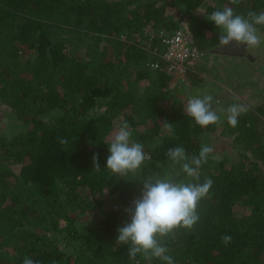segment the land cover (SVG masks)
<instances>
[{
	"label": "trees",
	"instance_id": "16d2710c",
	"mask_svg": "<svg viewBox=\"0 0 264 264\" xmlns=\"http://www.w3.org/2000/svg\"><path fill=\"white\" fill-rule=\"evenodd\" d=\"M225 6L246 16L264 11V0H0V264L26 256L34 264H136L117 243L118 229L130 222L126 210L143 181L165 174L213 180L194 227L163 238L175 264H264V98L246 103L235 127L223 113L201 127L187 115V100L215 101L220 86L211 81L209 94L175 87L177 73L147 65L161 60L146 45L147 27L172 31L183 18L205 57H236L221 51L236 44L219 48L220 30L207 19ZM257 28L260 48L264 25ZM156 46L163 52L158 37ZM188 74L199 85V72ZM125 121L150 158L119 176L106 168L108 143ZM202 144L214 151L199 181L166 157L177 146L198 156Z\"/></svg>",
	"mask_w": 264,
	"mask_h": 264
},
{
	"label": "clouds",
	"instance_id": "9594fccd",
	"mask_svg": "<svg viewBox=\"0 0 264 264\" xmlns=\"http://www.w3.org/2000/svg\"><path fill=\"white\" fill-rule=\"evenodd\" d=\"M239 0H231L237 4ZM207 19L214 22L220 34L218 47L223 48L230 43L237 47L246 46L247 49L257 47L262 43L258 35L257 25H264V11L259 13L249 11L247 15L236 14L232 7L225 6L222 10L213 11ZM238 99V98H237ZM214 97L211 95L193 96L187 100L185 111L201 127L217 124L221 121V113L226 115L230 126L238 124V118L249 108L242 103H233L227 109L213 108ZM168 125L170 123L165 122ZM132 132L127 121L121 124L109 144L110 155L107 157L106 168L114 175L126 176L135 173L146 159L150 157L144 150V145L130 138ZM61 143H67L61 140ZM214 151L213 146L202 144L199 155L189 158L184 147L169 148L166 157L177 164H181L182 171L188 177L199 181L198 171L203 163ZM94 169L99 171L101 166L97 155L93 156ZM213 185L211 178L203 183L176 180L171 175L147 177L143 181L140 198L133 201V206L126 211L130 215V222L118 229L117 243L128 245V255L139 264L137 255L146 260L158 258L166 264H175L174 258L168 255L169 249L163 243V238L179 228L192 229L199 221L197 212L199 202L207 196ZM229 235L222 236L225 245L231 242ZM22 264H34L25 257Z\"/></svg>",
	"mask_w": 264,
	"mask_h": 264
},
{
	"label": "rangeland",
	"instance_id": "374dc122",
	"mask_svg": "<svg viewBox=\"0 0 264 264\" xmlns=\"http://www.w3.org/2000/svg\"><path fill=\"white\" fill-rule=\"evenodd\" d=\"M245 55H247L248 59L245 58L246 63H242L246 65L249 63L252 64L253 67L246 69L241 72H238L239 68H242L239 63V60H235L233 58H225L222 54H216L215 57L208 56L203 59H198L195 61V70H197L202 78L199 85H195L193 79L188 78L186 81L176 80L174 82L175 87L179 85H183L188 88L196 86L195 89L191 88L197 93H208L213 88L211 81L218 84L220 86V90L217 92V100L214 101L215 107L222 109L228 108L229 105L236 103L237 98L239 101H244L243 103H254L258 99L264 98V46L258 48L252 47L246 49ZM243 55V56H245ZM250 58V59H249ZM227 59V60H226ZM243 59V58H241ZM247 59V60H246ZM244 61V59L242 60ZM239 63L237 68V73L229 76L227 73L235 67V64ZM227 76V77H225ZM244 82L243 84H241ZM237 84V85H236ZM262 85V86H261ZM215 87V86H214ZM240 103V102H238ZM3 109L0 108V119L3 117ZM0 126L3 125L0 123ZM216 148H223L222 145L215 146ZM226 148H229L228 146ZM234 154V151L232 152ZM235 155V154H234Z\"/></svg>",
	"mask_w": 264,
	"mask_h": 264
},
{
	"label": "built area",
	"instance_id": "2783aa9c",
	"mask_svg": "<svg viewBox=\"0 0 264 264\" xmlns=\"http://www.w3.org/2000/svg\"><path fill=\"white\" fill-rule=\"evenodd\" d=\"M147 28L146 45L151 52L161 57V60H149L147 65L153 69L166 68L175 72L181 81L190 78L188 73L195 69V61L203 59L206 53L194 42V34L187 19L183 18L179 22V26L172 31L166 28H152L150 25ZM155 37L161 39L164 45L163 52L157 46L151 47ZM162 60L165 61V66Z\"/></svg>",
	"mask_w": 264,
	"mask_h": 264
},
{
	"label": "water",
	"instance_id": "95a60500",
	"mask_svg": "<svg viewBox=\"0 0 264 264\" xmlns=\"http://www.w3.org/2000/svg\"><path fill=\"white\" fill-rule=\"evenodd\" d=\"M246 49H247V47H244V46L237 47L234 45L233 47H230L227 49H222V50L220 49V50L224 53L231 54V55H240V54L245 55Z\"/></svg>",
	"mask_w": 264,
	"mask_h": 264
},
{
	"label": "crops",
	"instance_id": "0c3cea01",
	"mask_svg": "<svg viewBox=\"0 0 264 264\" xmlns=\"http://www.w3.org/2000/svg\"><path fill=\"white\" fill-rule=\"evenodd\" d=\"M242 56H243V54H240V55H236V57H233V58H235V60H239V59H241Z\"/></svg>",
	"mask_w": 264,
	"mask_h": 264
}]
</instances>
